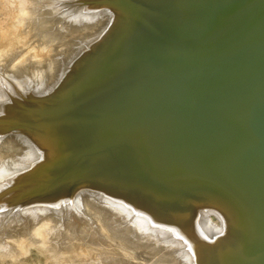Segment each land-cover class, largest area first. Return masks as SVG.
<instances>
[{"label": "bare ground", "instance_id": "obj_1", "mask_svg": "<svg viewBox=\"0 0 264 264\" xmlns=\"http://www.w3.org/2000/svg\"><path fill=\"white\" fill-rule=\"evenodd\" d=\"M26 2L21 13L19 4H11L20 28L16 18V29L5 21L7 8L0 22V254L13 257L38 245L54 264H221L222 252L245 240L238 212L227 201L191 199L185 207L168 198L160 207L151 191L117 189L91 174L75 186L73 168L63 165L80 146L74 134L84 133L70 118L99 106L96 100L78 109L88 89L125 83L119 94L144 65L143 46L134 48L129 62H114L123 33L136 23L116 0ZM159 24L165 34L166 24ZM58 101L68 108L75 103L76 112L47 115ZM99 108L111 110L110 99ZM23 120L24 127L15 129ZM104 162L91 165L110 166ZM173 204L186 211L173 214Z\"/></svg>", "mask_w": 264, "mask_h": 264}, {"label": "water", "instance_id": "obj_2", "mask_svg": "<svg viewBox=\"0 0 264 264\" xmlns=\"http://www.w3.org/2000/svg\"><path fill=\"white\" fill-rule=\"evenodd\" d=\"M137 1L116 0L137 26L123 33L114 62H129L143 46L144 65L131 90L115 94L125 83L108 82L89 88L78 106L110 99L111 110L95 105L70 118L84 130L63 163L73 168L72 184L91 174L117 189L151 191L160 207L168 198L184 206L223 199L238 212L245 240L224 250L221 264H264V0ZM59 102L47 115L76 112L75 103ZM142 203L151 206L148 198Z\"/></svg>", "mask_w": 264, "mask_h": 264}, {"label": "rangeland", "instance_id": "obj_3", "mask_svg": "<svg viewBox=\"0 0 264 264\" xmlns=\"http://www.w3.org/2000/svg\"><path fill=\"white\" fill-rule=\"evenodd\" d=\"M17 1H18V3H17ZM27 1V0H26ZM26 1H24L23 2V0H21V1H19V0H0V22H1V20H2V23L4 22V20H5V14H7L9 11H11V13H9L8 14V18H6V22H8V23H10V25L13 27V24H14V26L15 27H13L14 29H16V23H17V25H18V28H20V24L22 23L21 22V20H20V14L19 13H21V11L23 12V10L25 11V9L23 8V6H25V8H26V6L28 7V3L26 2ZM13 2H15V6L17 5V4H19L17 7H19V9H17V7H15L14 5H13V7H12V3ZM19 2H23V4H21V3H19ZM27 3L26 5H24V3ZM2 3V4H1ZM14 4V3H13ZM2 5H3V7H2ZM5 5V6H4ZM11 5V6H10ZM20 5H23L22 7L20 6ZM9 7H11V10H10V8ZM17 9L16 11L17 12H19L18 10H20V12L19 13H15V10L13 11L14 12V14H13V12H12V9H15V8ZM20 7L22 8V9H20ZM6 8H7V10H8V12H7V10H6ZM6 12V13H5ZM13 14V15H12ZM16 14V15H15ZM15 15V16H14ZM11 16V17H10ZM16 16H18V17H16ZM7 17V16H6ZM9 17H10V19H12V22H16V21H19V22H21V23H19V22H14V23H12V22H10L9 21ZM18 18L19 20H14L13 18ZM4 18V19H3ZM7 19H8V21H7ZM14 20V21H13ZM23 20V19H22ZM17 28V29H18ZM4 45H1V47L0 48H2ZM192 206V205H191ZM180 209L182 210V212L183 211H186V209L185 208H181L180 207ZM190 211V210H189ZM181 212V213H182ZM188 212V211H187ZM38 247V248H37ZM36 248V249H35ZM1 255V254H0ZM51 260L50 259H48L47 257H46V253H45V251L43 250V248H41L40 246H32L31 247V249L29 248V250L27 249V251L26 250H22V251H20V253L18 254V252H17V255H16V253H14V256L13 257H8V256H4V255H1L0 256V264H54V263H52V262H50ZM59 264V263H58Z\"/></svg>", "mask_w": 264, "mask_h": 264}]
</instances>
